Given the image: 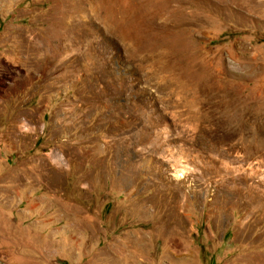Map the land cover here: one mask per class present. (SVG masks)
I'll list each match as a JSON object with an SVG mask.
<instances>
[{
  "label": "rangeland",
  "instance_id": "obj_1",
  "mask_svg": "<svg viewBox=\"0 0 264 264\" xmlns=\"http://www.w3.org/2000/svg\"><path fill=\"white\" fill-rule=\"evenodd\" d=\"M0 264H264V0H0Z\"/></svg>",
  "mask_w": 264,
  "mask_h": 264
}]
</instances>
